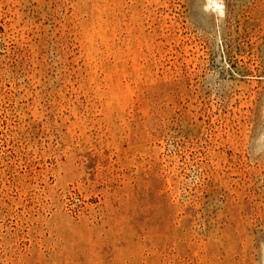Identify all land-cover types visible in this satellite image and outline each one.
<instances>
[{
  "label": "rangeland",
  "instance_id": "1",
  "mask_svg": "<svg viewBox=\"0 0 264 264\" xmlns=\"http://www.w3.org/2000/svg\"><path fill=\"white\" fill-rule=\"evenodd\" d=\"M216 1L0 0V264H264V0Z\"/></svg>",
  "mask_w": 264,
  "mask_h": 264
},
{
  "label": "bare ground",
  "instance_id": "2",
  "mask_svg": "<svg viewBox=\"0 0 264 264\" xmlns=\"http://www.w3.org/2000/svg\"><path fill=\"white\" fill-rule=\"evenodd\" d=\"M214 4L219 6V3L216 0H214ZM219 11H222L220 7H219Z\"/></svg>",
  "mask_w": 264,
  "mask_h": 264
}]
</instances>
